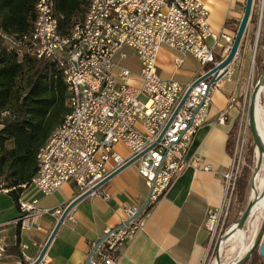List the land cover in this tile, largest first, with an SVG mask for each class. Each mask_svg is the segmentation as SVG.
<instances>
[{"label":"built area","instance_id":"2783aa9c","mask_svg":"<svg viewBox=\"0 0 264 264\" xmlns=\"http://www.w3.org/2000/svg\"><path fill=\"white\" fill-rule=\"evenodd\" d=\"M114 6H121V15H112ZM44 11V23H40L44 35L37 40L39 51L34 53L56 60L59 68L61 54L71 55V82H76L77 98L83 99V106L74 119L67 120L62 138L51 142L48 153L41 154L44 165L36 187L49 196L63 184L72 183L80 196L140 156L134 164L149 188L145 210L125 207L122 224L106 230L102 242L92 245L88 257L91 264H118L120 246L145 229L149 217L146 208L157 204L190 165L187 154L199 128L208 121L212 91L220 87V80L211 83V77L204 76L221 62L215 52L219 40L232 39L210 30L209 9L199 0H95V10L89 11L91 26L69 45H60V39H53L52 0L46 2ZM210 38L215 44L209 43ZM162 47L193 56L202 73L186 84L162 77L158 64ZM127 48L138 58L139 71L123 64ZM176 61L181 63L182 58ZM209 65L211 68L204 72ZM90 70H98V79L90 78ZM104 77H113V89L100 98H89L92 85ZM188 90V97L176 113ZM229 104L241 108L236 95L230 96ZM245 111L246 102L240 112L236 150L224 174L222 203L207 212L205 227L210 245L202 264L207 263L215 238L223 239L231 227L228 220L241 170L240 137ZM227 117L226 110L221 111L218 122L225 124ZM119 145L128 149V156L117 151ZM98 190L89 196L96 195ZM38 202L19 203L21 215L17 223L22 228L32 227L34 218L42 212ZM7 254V246L0 239V264H4Z\"/></svg>","mask_w":264,"mask_h":264},{"label":"crops","instance_id":"0c3cea01","mask_svg":"<svg viewBox=\"0 0 264 264\" xmlns=\"http://www.w3.org/2000/svg\"><path fill=\"white\" fill-rule=\"evenodd\" d=\"M199 1L209 9L210 30L215 34L224 33L232 39L229 42L221 38L216 46V58L223 60L230 52L247 0ZM250 33L249 22L228 73L220 80V87L212 91L213 105L208 121L199 128L187 154L190 165L150 212L145 229L120 246L118 264H202L210 245V235L205 227L207 212L222 203L224 174L232 161L228 140L240 112L239 106L229 104V99L238 93L239 77L248 65ZM209 43L213 45L215 40L210 38ZM125 51L127 58L122 60L123 64L139 71L138 58L131 49ZM177 58H182V62L177 63ZM158 64L162 77L184 84L202 73L200 63L193 56H183L168 47L161 48ZM210 68V65L205 67L204 72ZM223 110L228 114L227 122L220 124L218 117ZM116 149L123 156L129 155L123 145ZM206 166L211 169H205ZM148 195L149 188L139 173L138 165H130L102 186L96 195L86 197L72 208L42 262L87 264L92 245L104 238L106 230L122 224L124 208H141ZM78 196V189L72 183L63 184L49 196H44L30 184L21 194L20 202L38 200V208L42 212L34 218L32 227L22 228L17 223L21 215L19 207L9 191L1 189L0 239L8 249L4 264L34 262L63 211Z\"/></svg>","mask_w":264,"mask_h":264},{"label":"trees","instance_id":"16d2710c","mask_svg":"<svg viewBox=\"0 0 264 264\" xmlns=\"http://www.w3.org/2000/svg\"><path fill=\"white\" fill-rule=\"evenodd\" d=\"M39 1L0 0V190L7 189L18 207L21 194L38 172L40 149L71 112L70 91L61 65L59 68L56 60L38 57L26 39L35 28ZM52 2L61 33L69 35L85 18L91 0ZM250 24L249 39L253 42L258 25L254 12ZM234 127L228 140L231 156ZM251 176V169L245 168L237 181L241 203L245 202ZM155 205L146 212L150 214Z\"/></svg>","mask_w":264,"mask_h":264},{"label":"rangeland","instance_id":"374dc122","mask_svg":"<svg viewBox=\"0 0 264 264\" xmlns=\"http://www.w3.org/2000/svg\"><path fill=\"white\" fill-rule=\"evenodd\" d=\"M253 12L258 15L257 30L253 42L249 41L248 65L246 69L242 72L241 76L239 77L238 80L239 88H238V93L236 94L241 104V108L238 107L239 112L242 111L244 102H246V111L244 118L245 122L241 129V137H240V146L242 147L243 145L242 147L243 150L241 157V170L238 179H240L241 176L243 175L245 168L251 169L252 176L250 179L249 188L247 190V196L244 203H241L239 201L238 191H237L238 184L236 182V190L234 194V201L231 207L230 217L228 220V226H231L236 222V220L239 218L238 216L242 214V212L245 210L250 200L252 177L256 169V163H257V153H256L255 143L250 131L249 123L247 125L246 122H248L249 103L252 94L251 92H253L256 83L258 82L260 76L264 72V0H255ZM248 39H249V35H248ZM141 99L145 101L146 97L142 96ZM260 105L263 106L262 108L264 109V97L262 98ZM240 117H241V113L239 114V117L236 120V126L234 127L231 136L233 142L232 153H235L236 150L235 149L236 141L238 139V133L240 129V122H239ZM253 147H255L254 150ZM252 150H253L252 161L250 162L249 160L251 159ZM263 178H264V174H263ZM240 210L243 211H241L240 215H238ZM262 220H263V216H261V220L259 222V228L256 233H254V226H253L254 223L255 224L258 223L256 222V215L250 217V219L248 220L245 228L243 229L245 233V246H247V244H249L250 242L253 243V241H255L260 231ZM243 246H244L243 243L239 245L237 239L229 240L222 243L221 237L215 238L212 247L208 253L206 264H214L215 261L218 259V257H220V259L224 263H229L231 260L236 258L240 252H242L241 256L243 257L247 252L243 250ZM234 248L235 250L231 252V250ZM259 248L260 247L258 246V248L254 251L251 258L246 264H264V258L261 256Z\"/></svg>","mask_w":264,"mask_h":264},{"label":"bare ground","instance_id":"6f19581e","mask_svg":"<svg viewBox=\"0 0 264 264\" xmlns=\"http://www.w3.org/2000/svg\"><path fill=\"white\" fill-rule=\"evenodd\" d=\"M46 2H48V0H40L39 1L38 5H37L38 18L36 21L35 28L32 32V35L29 38L26 37V39L30 41L31 47L34 50V52L39 51V44H37L36 42H37V40L40 39V35H44V26H40V23H44V19H45L44 9L46 8ZM52 7H53V13L51 15V23L53 25V28H55V29H52L53 39H60V45H69V43H72V41L79 40L81 38V34H83L84 31H87V26H91V19H90V12L89 11L95 10V0H91V2L89 4V9H88V12H87L85 18L81 22L77 23L72 28L71 33L69 35H63L61 33L60 28H59V21L54 14L53 2H52ZM112 15H121V6L112 7ZM70 63H71V55L61 54L60 65H61V68L64 72L65 79H66V82L68 84L69 91H70L69 103L71 106V112L66 116V118L64 119L62 124L55 130L51 139L40 149L38 156H37L39 169H38L36 176L33 178L32 184H31L34 186H36L37 180H40V172H41L42 167L44 165V158H42L41 154L48 153V150H50L51 142H56L57 138H62L63 131H64V125H66L67 120L74 119L75 115L78 112H80L81 106H83V99L77 98L78 87H76V82H71L72 71H71ZM90 78L91 79H98V70H90ZM109 89H113V77H104L102 79V81L96 82L95 85H92L91 90H89V98H100V97H102V94H105L107 92V90H109ZM263 97H264V86L260 92V96L258 99V110H257L258 128H259L260 134L264 140V109L262 108L263 106L260 105V102H261ZM258 156L259 155L257 153V159H258ZM263 174H264V157H263V164L253 179L254 186L251 187L250 197L253 198L254 195H256L257 193H260L263 190V187H264ZM263 214H264V198L258 202V204L255 206V208L252 212V216L256 215V222H258L256 224L254 223V225L252 224L254 226V233H256L258 228H259V222H260L261 216H263ZM233 239H237L239 242V245H241L243 243V245H244L243 250L244 251H248V249L250 248L251 243H252V242H250L249 244H247V246H245V233H244V231H238L237 233L232 235L230 237V239H228L227 241L233 240ZM224 242H226V241H222V243H224ZM237 246H238V244H237ZM234 250H235V248L232 249L231 252H233ZM241 254H242V252H240L238 254V256L236 258H234L233 260H231L229 263H224L219 257V261L217 259L214 264H234L240 258H242ZM220 255H221V253H220Z\"/></svg>","mask_w":264,"mask_h":264},{"label":"water","instance_id":"95a60500","mask_svg":"<svg viewBox=\"0 0 264 264\" xmlns=\"http://www.w3.org/2000/svg\"><path fill=\"white\" fill-rule=\"evenodd\" d=\"M254 1L255 0H247L246 1L244 15L242 17V20H241L240 25L238 27V30L236 32V36L234 38V41H233V44L231 46L229 54L223 60H221V62L218 65H216L214 68H212L210 71H208L206 73V75L204 76V78L211 77V83H215V82L221 80L228 73V69H229L230 64L233 62L236 55L238 54L239 48L241 46V43L243 41V38H244L246 30H247L248 24L251 20L252 12L254 9ZM263 86H264V72L262 73V75L260 76L258 82L256 83V85L254 87V90L251 94L250 103H249L248 123H249L250 131H251L254 143H255L256 152L259 155L258 159H257V163H256V169H255L253 177H252L251 187L254 186L253 179L256 176V174L258 173V171L260 170V168L263 164V157H264V140L260 134V131L258 128V122H257L258 99H259L260 92H261ZM189 93H190V90H188L184 94V96H183V98H182V100H181V102H180V104L176 110V113L179 110V108L182 106V104L184 103L186 98L188 97ZM139 157L140 156L136 157L134 160L123 165L122 167H120L119 169L114 171L112 174H110L106 179H104L98 185L93 187L91 190L81 194L75 200H73L63 211V213H62L61 217L59 218L54 230L52 231L49 239L47 240L44 248L42 249L39 257L34 262H32L31 264H40L41 263V261L43 260V258L46 255L48 247L50 246L52 240L54 239L58 229L61 226V224L65 221L69 212L72 210V208L78 202H80L81 200H83L86 197H88L89 195H91L92 192L100 189L108 181H110L114 176H116L117 174L122 172L124 169L128 168L130 165L134 164V162ZM263 198H264V187L260 193H257L256 195H254L253 198L250 197V200H249L245 210L242 212V214L239 216V218L236 220V222L233 225H231L228 232L223 236V239H222L223 241H227L228 239H230V237L232 235H234L238 231H243L248 220L252 216V212H253L255 206ZM147 200H146L145 204L141 207V209H143L145 207ZM102 240H100V242H102ZM258 246L260 247L259 248L260 254L264 258V214H263V220H262L261 228H260V231H259L255 241L251 244V246L248 249V251L246 252V254L242 258H240L237 262H235L234 264H246L249 261V259L251 258L254 251L258 248ZM218 261H219V257H218ZM87 264H91L90 261H88Z\"/></svg>","mask_w":264,"mask_h":264}]
</instances>
